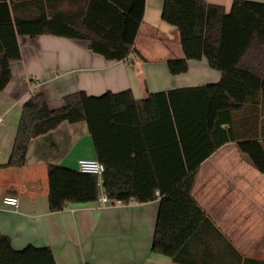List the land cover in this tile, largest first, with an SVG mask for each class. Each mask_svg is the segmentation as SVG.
Here are the masks:
<instances>
[{
    "label": "trees",
    "instance_id": "16d2710c",
    "mask_svg": "<svg viewBox=\"0 0 264 264\" xmlns=\"http://www.w3.org/2000/svg\"><path fill=\"white\" fill-rule=\"evenodd\" d=\"M145 7V0H0V27L7 30L0 38V91L11 80L10 63L21 59L18 37L68 38L87 43L108 61H125L137 54ZM162 20L176 27L183 53L168 60L171 75L187 73L190 61L206 60L223 76L235 69L264 81V4L234 0L227 11L206 0H164ZM127 98L129 104L121 103ZM231 101L221 82L151 94L142 101L129 92L90 96L79 91L65 96L59 109L36 93L23 107L8 167L25 166L34 139L62 123L85 122L95 159L105 165L108 198L127 204L159 199L154 253L175 264H264L244 258L192 197L200 165L216 150L264 139V95L249 90L239 111L229 108ZM157 123L171 127V134L148 146L140 139L141 128ZM98 183L96 175L49 165L50 210L96 202ZM0 264L56 262L49 248L30 245L16 251L0 233Z\"/></svg>",
    "mask_w": 264,
    "mask_h": 264
},
{
    "label": "crops",
    "instance_id": "0c3cea01",
    "mask_svg": "<svg viewBox=\"0 0 264 264\" xmlns=\"http://www.w3.org/2000/svg\"><path fill=\"white\" fill-rule=\"evenodd\" d=\"M206 1L229 11L234 0ZM145 2L137 54L125 61H108L87 43L68 38L18 37L21 59L10 63L11 80L0 91V233L16 251L47 247L56 264H175L152 251L159 199L125 206L97 200L50 210L49 165L78 169L80 159H95L85 122L62 123L34 139L25 166L8 167L23 107L36 93L44 95L51 109H59L65 96L79 91L90 96L129 92L142 101L151 94L221 82L232 97L233 111L246 105L249 90L264 95V81L235 69L223 76L206 60L190 61L187 73L171 75L168 60L183 57L176 27L162 20L164 0ZM6 34L0 27V38ZM142 36L146 45L140 50ZM128 99L121 103L129 104ZM141 129L140 139L148 146L171 134L167 124ZM6 196L18 197V207L4 205ZM192 197L244 258L264 261V139L227 143L216 150L200 165Z\"/></svg>",
    "mask_w": 264,
    "mask_h": 264
},
{
    "label": "built area",
    "instance_id": "2783aa9c",
    "mask_svg": "<svg viewBox=\"0 0 264 264\" xmlns=\"http://www.w3.org/2000/svg\"><path fill=\"white\" fill-rule=\"evenodd\" d=\"M3 120L0 118V122H2ZM97 165H99L100 167H97ZM83 169H90V171H84ZM78 170L82 173H86V174H93L96 175L99 179V183H98V190H99V202L102 205H109V206H125L127 205V203L121 201V200H110L106 194L104 185H103V175L105 173V165L100 162L97 159H80L78 161ZM6 199H15L18 200V197H14V196H6L3 198L2 203L6 206H11L14 208H17L18 205H13V204H6L5 201ZM133 203V201L131 202ZM130 204V203H129Z\"/></svg>",
    "mask_w": 264,
    "mask_h": 264
},
{
    "label": "clouds",
    "instance_id": "9594fccd",
    "mask_svg": "<svg viewBox=\"0 0 264 264\" xmlns=\"http://www.w3.org/2000/svg\"><path fill=\"white\" fill-rule=\"evenodd\" d=\"M97 167H100L99 165H97ZM84 171H90V169H83ZM6 204H13V205H18L19 201L15 200V199H6L5 201Z\"/></svg>",
    "mask_w": 264,
    "mask_h": 264
},
{
    "label": "rangeland",
    "instance_id": "374dc122",
    "mask_svg": "<svg viewBox=\"0 0 264 264\" xmlns=\"http://www.w3.org/2000/svg\"><path fill=\"white\" fill-rule=\"evenodd\" d=\"M144 42H145V38L142 36V37H141L140 46H139V49H140V50H142L141 48L143 47V45H146V43H144ZM144 54H145V53H144ZM145 57H146L147 59H150L149 56H146V55H145Z\"/></svg>",
    "mask_w": 264,
    "mask_h": 264
}]
</instances>
